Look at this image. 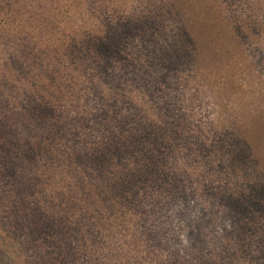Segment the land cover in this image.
<instances>
[{
  "label": "trees",
  "instance_id": "obj_1",
  "mask_svg": "<svg viewBox=\"0 0 264 264\" xmlns=\"http://www.w3.org/2000/svg\"><path fill=\"white\" fill-rule=\"evenodd\" d=\"M12 1L17 7L21 0ZM40 1L43 5L39 4V8L47 5ZM154 1L149 24L144 21L121 28L116 23L107 29L99 16L112 11L109 5L122 4L128 8L135 0H52L56 5L47 9L49 13L41 14L42 23L33 40L20 38L25 56H10L7 63L0 64V264L193 263L185 262L182 254L197 256L195 264L247 261L253 242L248 234L262 229L258 225L261 213L256 215L264 209V184L262 177L253 180L248 190L256 198H245L247 190L242 186L247 185L237 178L244 177L239 168L242 162L236 161L241 159L239 153L232 154L231 159L222 156L230 169L226 174L228 184L220 191L224 198L229 197L225 202L229 210L222 216L231 219L234 216V226L223 229L224 234L216 236V240L210 238L203 226L182 229L179 237L185 234L186 243L183 239L176 244L179 250L169 255L149 243L153 235L158 248L167 245L159 240L166 233L164 227L159 225L153 233L145 227L149 217L155 214L159 217L158 209L166 208L164 163L167 148L174 146L168 145L165 138L169 122L148 123L156 114L115 111L117 91L131 97L129 75L135 57L128 46L135 43L140 30L154 33L164 27V37L173 36V32L177 37L179 34L181 38L192 37L190 26L194 27L193 22L199 18L188 12L189 7L193 11L204 8L211 14L206 18L209 22L205 24L206 34L222 31L217 21L219 15L212 9L216 0ZM9 6L7 0H0L3 35L11 27V19L18 20L17 9L13 14ZM122 11L123 16L118 13L120 18L127 13ZM175 16L185 20L178 31L174 28ZM12 23L15 29L21 26ZM240 27L249 37L256 34V27ZM232 33L235 39L239 33L236 27ZM157 37L153 48L163 41ZM183 43L184 39L177 44L171 39L166 49L176 45L180 54ZM153 48L152 53H157ZM159 55L162 60L163 51ZM125 60L132 65L126 73L121 68ZM141 60L144 61L142 55ZM158 63L166 66L164 62ZM120 74L123 76L119 78ZM143 78L149 79L146 75ZM199 78L200 88L204 89L202 80L208 77L199 75ZM233 83L234 80L228 79V83L219 86L227 91L233 88ZM71 105L83 110H77V116L73 117L75 110ZM67 120L83 128L82 132H75L72 143L66 138ZM232 129L250 152L254 153V145L261 149L264 136L261 117L233 122ZM233 182L236 186L232 188ZM176 187L172 184L168 189L174 191ZM153 193L157 197L155 209L150 203ZM206 205L211 213L202 223L220 219L215 210L216 199L206 201ZM251 207L254 210L249 212ZM137 215H141V222ZM139 223L142 229L135 230ZM229 223L225 221L227 227ZM235 239L240 243H232ZM181 244L187 247L184 253ZM259 245L261 251L264 239ZM206 252L210 257L205 256ZM261 254L264 257V250ZM213 255L215 258H211ZM249 260L256 263L260 258L254 255Z\"/></svg>",
  "mask_w": 264,
  "mask_h": 264
},
{
  "label": "rangeland",
  "instance_id": "obj_2",
  "mask_svg": "<svg viewBox=\"0 0 264 264\" xmlns=\"http://www.w3.org/2000/svg\"><path fill=\"white\" fill-rule=\"evenodd\" d=\"M156 1L162 2L161 0ZM44 3L47 5L39 8V4L43 5V1L21 0L15 7L12 0H7V4L13 8L11 10L13 14L17 9L15 16L18 20L11 19L13 17L11 12V23H9L11 27L7 34L0 33L1 65L10 56L17 58L21 56L23 51L20 46L21 36L26 40H33V34L42 23L41 14L49 13L47 9H52L51 6L56 5L52 0H44ZM155 3L154 0H135L128 8L122 7V4H115L113 7L109 5V10L112 11L100 15L99 18L105 22L106 27L103 26V28L107 29L116 23L121 28L135 23L142 24L144 21H147L145 23L147 25L151 22L149 12L155 8ZM213 4L215 8L212 9L219 15L217 21L222 30L214 35L206 34L204 30L205 24L209 23L206 18L211 14L206 13L204 8L200 11H193L191 7L188 12L197 15L199 20L193 22L194 27L190 26L192 28L190 38H181L180 34L177 37L174 32L173 36L164 37L162 35L164 27L162 31L158 29L154 33L138 31L139 37L134 40L135 43L128 46L129 51H133L135 57V66L133 71L130 70L131 75H129L132 79L131 97L116 92L118 101L114 104L117 114H156L148 123L169 122L165 138L168 145L171 143L174 147L167 148L163 178L166 202H160L166 203V208H159V213H157L159 217L156 214L149 217L146 227L144 226L152 233L159 229V225L166 229L164 236L159 238L167 244L164 249L157 247L153 235L151 236L153 239L149 241L151 245L153 244V248L166 255L179 250L176 244H180L183 239L186 243L185 234L179 237L183 234L182 229L203 226L207 229L210 238L216 240V236L220 237L224 234L223 229H231L234 226L232 220L234 216L232 219L222 216L223 212L229 210L225 203L229 197L224 198L220 192L222 187L228 184L226 174L230 172L227 163H224L225 157L229 156L231 159L232 154L241 155V159L236 161L242 162L239 168L244 177L237 178L247 185L242 186L247 190L244 193L245 198H256L248 190V185L253 180H259L262 177L264 184V136L261 139L263 144L261 149H257L254 145V153L252 151L251 153L248 147H243L242 139L232 129L233 122L247 121V117L259 116L264 120V0H216ZM122 9L127 10L125 11L127 13L120 18L118 13L123 16ZM62 12L65 14L66 11ZM177 18L175 16L173 21L175 22L174 28L178 31V26L181 28L180 23H183L184 19L183 17L182 20L181 17ZM166 19H168L167 13ZM13 21L16 22L15 25L21 23V26L15 29ZM239 24L256 27V34L249 37L243 28L239 30ZM233 27H236L239 32L235 39L232 33ZM158 35L163 41L153 48ZM147 36L148 38L141 40ZM171 39H173V44H177L182 39L186 41L183 43L182 53H178L176 45L175 47L169 46V50L166 49L168 47L166 44ZM152 48L156 49L157 53H152ZM162 51L163 58L159 60V53ZM141 55L144 61L141 60ZM31 56L35 55L31 54ZM130 62V60H125L122 63L121 68L124 73L131 68ZM158 62H164L166 66ZM161 68H164L167 73ZM144 75L149 79L143 78ZM199 75L208 77L204 82L202 80V83L206 85L204 89L200 88ZM122 76L120 74L118 77ZM228 79L234 80L233 88L227 91L222 90L219 85L224 82L228 83ZM109 88L112 92L113 84ZM84 101L86 98H83ZM81 106L84 108V105ZM70 108L75 110L73 117L77 116V110H83L76 105H71ZM72 122L67 120L65 131L69 137H66L70 140L69 143H72L71 138L77 130L83 131V128L72 125ZM257 153L258 157H255ZM222 156L225 157L222 158ZM172 184H176L177 189L169 191L168 187ZM231 186L233 188L236 185L233 182ZM236 192H239V189H236ZM156 198V194L153 193L150 203L154 209ZM213 199H216L215 210L220 213V219L215 222L202 223L211 213L206 201L211 203ZM253 210L254 207H251L249 212ZM261 210L262 212H258L256 217L261 213L258 225L262 226V229L257 233L248 234V238H252L253 242L249 245L250 254L244 264H264V257L261 256L264 245L259 251L260 240L264 239V209ZM137 216V220L141 222V215ZM225 221L230 222V227L226 226ZM140 225L139 223L135 230H141ZM146 238L148 239V236ZM232 243L239 244L240 242L235 239ZM181 248L183 253L187 249L182 244ZM209 254L206 252L205 256L210 257ZM215 255L211 258H215ZM254 255L260 258L256 263L249 260ZM182 256L185 257V262L193 261L192 264H195L194 262L198 261L197 256L194 258L188 254H182Z\"/></svg>",
  "mask_w": 264,
  "mask_h": 264
}]
</instances>
